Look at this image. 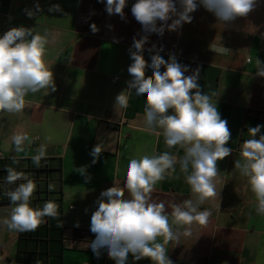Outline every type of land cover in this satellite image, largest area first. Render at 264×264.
<instances>
[{
	"label": "crops",
	"instance_id": "crops-1",
	"mask_svg": "<svg viewBox=\"0 0 264 264\" xmlns=\"http://www.w3.org/2000/svg\"><path fill=\"white\" fill-rule=\"evenodd\" d=\"M134 2L128 0L121 18L107 13L106 0H0V33L24 25L47 37L45 59L56 85L55 91L29 92L21 112L0 113V264H115L104 251L97 255L87 247L73 248L72 229L90 231L97 198L113 181L121 185L122 198L128 196L122 180L130 159L164 151L178 159L184 155L180 146L166 147L162 130L147 128L144 97L127 88L130 47L134 38L145 35L131 13ZM36 3L42 11L27 16L25 10ZM53 4L62 11L49 12ZM191 15V22L177 31L165 25L162 36L147 34L144 58L147 63L163 46L159 54L165 60L175 55L189 66L185 75L199 68L201 92L209 95L227 121L231 136L226 146L231 153L217 161L215 194L198 206L209 211L207 222L194 221L190 236L169 241L166 255L173 264H264V215L255 211L257 201L248 178L234 167L236 160H242L241 144L252 138L248 130L243 133L245 117L264 114V76L257 74V58L264 62V0L228 22L219 21L202 5ZM217 47L226 51L214 52ZM144 76L152 79L147 71ZM122 91L127 106L115 107V97ZM16 133H26L30 141L19 153L12 143ZM97 143L103 151L93 163L90 153ZM41 148L44 155L37 166L32 157ZM8 167L35 182L31 206L42 207L49 200L58 204V216L20 242L19 231L2 223L13 207L5 193L22 182L6 183L3 170ZM79 167L86 172L76 171ZM150 199L164 204L171 221V206L189 199L196 202V194L177 163L175 171L166 172L154 185ZM157 242L163 243V238L157 237ZM126 264L152 261L148 257L134 261L129 253Z\"/></svg>",
	"mask_w": 264,
	"mask_h": 264
},
{
	"label": "clouds",
	"instance_id": "clouds-1",
	"mask_svg": "<svg viewBox=\"0 0 264 264\" xmlns=\"http://www.w3.org/2000/svg\"><path fill=\"white\" fill-rule=\"evenodd\" d=\"M257 0H135L131 6L133 17L141 23L145 35L134 38L130 47L132 63L128 66L131 79L128 89L144 97V122L148 129L162 130L164 143L168 149L175 146L184 148V155L178 157L169 151L158 155H143L132 158L125 166L122 188L128 196L122 198L121 185L113 181L111 187L100 192L98 207L91 215L90 231L95 238L90 241L94 254L104 251L115 264H126L128 254L132 259L148 257L152 264H173L166 255L165 245L177 241L181 235H191L193 222L205 224L210 215L207 209L198 210L199 204L215 194L214 180L217 176V161L231 153L227 145L231 133L226 119H222L217 104L209 95L201 92L197 83L199 68L191 75L188 65L179 63L175 55L165 60L159 52L144 58V44L147 34L163 35L165 25L169 31H177L184 23L191 22L198 6L211 11L221 22L245 16L256 5ZM128 0H106L108 14L124 17ZM26 15L35 16L42 11L39 3L26 9ZM49 12L62 11L59 4L49 6ZM169 21H171L169 23ZM159 25V26H157ZM97 31L95 23L90 25ZM47 37L33 31L32 27L17 25L0 33V113L21 112L26 106V95L41 89L55 91L53 68L45 59ZM151 51V49H149ZM214 52L223 53L226 47H217ZM161 66L164 70L161 71ZM257 74L264 76V62L257 58ZM145 71L152 79L145 78ZM195 91H192V90ZM48 93V92H47ZM46 93V94H47ZM124 91L115 97V107L127 106ZM169 109L172 111L169 113ZM262 125L248 128L250 139L240 146L242 160H236L234 167L248 178L257 206L255 211L264 215V133ZM259 133V135H257ZM29 142L26 133H16L12 143L17 153L24 150ZM103 149L97 143L90 155L93 163L99 159ZM44 155L41 148L32 157L38 166ZM179 163L185 173L186 182L196 194V202L191 199L171 206V221L163 203L153 202L150 193L154 185L164 178L166 172L175 171ZM81 174L85 167L76 169ZM5 181L12 185L20 180L14 189L5 193L13 207L8 218L2 223L9 230L34 231L44 222L45 217L58 216V204L49 200L42 207L30 204L36 189L35 182L23 172L6 168ZM90 179L91 177H87ZM182 231L178 230L181 229ZM163 238V243L157 242Z\"/></svg>",
	"mask_w": 264,
	"mask_h": 264
},
{
	"label": "trees",
	"instance_id": "trees-1",
	"mask_svg": "<svg viewBox=\"0 0 264 264\" xmlns=\"http://www.w3.org/2000/svg\"><path fill=\"white\" fill-rule=\"evenodd\" d=\"M259 115H261V114L257 113L255 116L247 115L245 117L243 133L246 130H248V128L255 127L258 124H261V125L264 126V114H262V117L259 116ZM260 131H261V133H264V130H260ZM5 170L6 169H4L3 171H5ZM44 201H46V198H45ZM60 212H61V210H60ZM50 220H51V217H45L44 218L45 222L41 223L38 228H42V227L48 225L50 223ZM61 229H63V226H61ZM32 236H34V231L19 232V235H18L19 242L22 241V240L23 241L27 240V239L31 238ZM94 238H95V234L92 233L91 231L82 230V229H79V228H73L70 240L73 242V248L87 247V248L91 249L90 247H88V245H89L90 241L93 240ZM62 240H63V237L61 238V241ZM19 254H20V248H19ZM19 258H21L20 255H19ZM19 258H18L19 261H26V260L19 259Z\"/></svg>",
	"mask_w": 264,
	"mask_h": 264
},
{
	"label": "built area",
	"instance_id": "built-area-1",
	"mask_svg": "<svg viewBox=\"0 0 264 264\" xmlns=\"http://www.w3.org/2000/svg\"><path fill=\"white\" fill-rule=\"evenodd\" d=\"M114 79H117V78H114Z\"/></svg>",
	"mask_w": 264,
	"mask_h": 264
}]
</instances>
